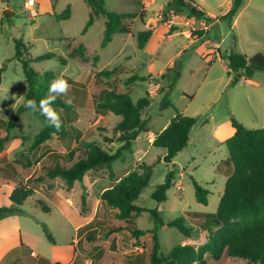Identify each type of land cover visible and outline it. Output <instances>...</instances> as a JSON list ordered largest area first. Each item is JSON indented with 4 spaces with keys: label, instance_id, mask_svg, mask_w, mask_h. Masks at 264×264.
Listing matches in <instances>:
<instances>
[{
    "label": "rangeland",
    "instance_id": "374dc122",
    "mask_svg": "<svg viewBox=\"0 0 264 264\" xmlns=\"http://www.w3.org/2000/svg\"><path fill=\"white\" fill-rule=\"evenodd\" d=\"M105 1L106 8L111 12L139 14L144 11L147 19L142 21L137 18L133 23L131 34H118L113 42L101 48L105 29L103 19L98 20L86 34L82 35L90 12L85 0H58L60 11L65 10V8L60 9L64 2L73 4V17L67 21H58L49 16L32 18L27 11H23L22 0H14L16 9L11 12L17 13L11 16L6 14L3 22L4 30L0 32V68L11 60L2 74L0 86V135L5 136L7 133L1 119L9 121L15 116L27 92L22 64L14 59L16 39H23L25 44L32 45L30 53L33 57L48 52L66 56L65 45L59 40L66 35L75 37L78 44L84 43L86 46L88 61L70 59L68 65H63L57 59H53L32 64L38 72H52L55 79L61 77L67 80L70 86L67 94L57 97H62L76 106V112L70 113L72 115L70 121L79 123L78 130L81 132L82 140L97 141L109 150H116L121 145L119 142L114 144L104 142L105 136L117 139L118 136L114 135L113 129L120 121V117L111 112L97 110V103L103 99L105 92L120 89L129 92L134 101L148 97L152 104L145 111L146 117H150L148 134L140 139L132 152H126L125 160L113 163L118 176H123L124 168L130 170L136 168L140 161L149 165L155 164L149 185L135 202L137 206L147 211L134 216L130 222L119 221L116 218L117 210L100 202L99 197L102 186L114 184L116 179L110 180V172L106 168L89 172L85 176V182L86 184L91 182L94 187L90 197L86 196L85 191L83 193L86 205L82 207V213L86 219L93 221L80 234L84 236L79 243L78 256L74 264H150L155 228L151 214L153 210L158 211L165 223L158 231L161 243L160 254L167 255L173 247L182 244H191L199 248L208 241V232L201 224L203 219L192 215L191 212L214 214L225 189L227 177L223 174L220 165L228 158L229 153L225 144L216 135V125L230 123L231 116H234L248 129L264 128V85L256 87L241 81L234 88L225 90L224 95L216 99L215 91L219 81L216 69L219 66L209 72L211 64L198 55L199 47L202 45V50L205 51L211 47L212 42L218 43L225 38L221 54L228 60L231 49L229 45L232 34H235L236 37L239 35L241 48L245 53L250 56L260 53L264 56V0H252L253 6L237 19V25L232 28L229 23L223 21L221 26H210L211 32L205 37H202L205 30H192V36L202 37L194 45L185 34L189 27L185 25L184 20L174 21L175 29L179 27V30L174 32L171 31L170 26L160 22L153 39L143 49L138 46V33L147 30L145 24L148 19H157L163 8L161 6H164L167 0ZM195 1L206 12L219 18L229 10L231 0ZM1 5L0 0V8ZM183 18L187 19L185 16ZM179 52L181 56L177 55ZM95 56L99 58L96 64L93 63ZM177 60L182 63V77L172 90H168V82L161 78L160 73L166 71L172 62ZM116 68H123L120 75L110 78L95 77L100 71ZM256 74V80L263 83L264 72L259 71ZM133 75L145 76L147 79L128 86L126 82ZM163 100L171 101L173 107L159 112L158 107ZM177 111L187 116L209 119L210 124L201 131L195 130L190 147L176 158L178 171L176 184L168 192L166 203L159 205L152 198V194L156 187L165 181L168 166L161 161L166 151L152 146L151 134L160 132L168 121L171 122ZM46 125L47 121L33 112L27 111L20 116L9 131L5 150L0 153V181L10 179L16 182L12 183L15 188H38L41 196H46L53 188L65 187L63 180L51 181L42 169L43 164L65 163L63 158L56 157L68 149L64 139L54 136L44 145L36 149L32 148L36 134ZM66 125L68 126V123ZM72 130L78 131L75 127ZM74 134L75 132H72L69 136L68 142L71 145L74 144ZM146 151L148 156L142 157ZM143 158L145 159L142 160ZM38 177H43L44 180L41 183L35 182L34 179ZM191 177L209 191L208 205L197 202ZM5 189L6 187L0 190L1 207L11 205ZM36 197L43 201L39 195ZM44 202L47 208L54 210L53 214H46L42 209V212L34 211L33 203L29 199L26 206L21 207L22 212L19 215L24 216L21 217L22 221H26L24 218L29 215L24 214V211H32L33 221L39 226H35L37 229L33 228L31 234L26 236L37 242L41 254L48 257L52 242L44 232V227L58 242H63L62 240L67 237L72 240L78 237L74 223L82 218L79 219L76 210L70 209L71 224L64 225L66 217L53 207L50 201ZM180 217L185 218L188 227L194 228L190 238L184 236L177 228L167 225L169 221ZM23 228L26 229L25 226ZM136 228L146 231V234L135 238L132 231ZM204 257L207 264H215L209 255ZM224 264L251 263L229 258Z\"/></svg>",
    "mask_w": 264,
    "mask_h": 264
},
{
    "label": "trees",
    "instance_id": "16d2710c",
    "mask_svg": "<svg viewBox=\"0 0 264 264\" xmlns=\"http://www.w3.org/2000/svg\"><path fill=\"white\" fill-rule=\"evenodd\" d=\"M92 9V14L83 30V34L102 18L105 20L104 37L101 48H105L117 34H131L132 26L136 18L142 21L145 18L144 11L141 13H123L111 12L106 8L105 0H86ZM246 0H232L231 9L219 17V20L231 24L244 7ZM161 22H169L173 17H183L187 19H204L212 22L211 17L207 15L204 9L195 0H168L161 11ZM70 17V9L66 8L61 14L57 15L58 20H66ZM176 27L171 26L174 32ZM204 31V30H203ZM154 34L153 29L144 30L138 33V46L145 48L150 38ZM30 44H25L23 40H15L14 59L22 64V71L27 85V92L22 105H20L15 116L6 121L1 119L5 125L7 133L0 135V153L5 150L9 138V131L19 120L20 116L27 111L33 112L36 116L45 119L39 111H32L26 106L27 100H35L37 105L41 98L48 93L51 82L55 79L52 72L40 73L36 71L32 64L44 60L57 59L63 65L67 64V58L58 55L55 52H48L33 58L30 53ZM70 58H79L88 61L86 58V48L79 45L69 55ZM98 56L93 58V63L98 62ZM229 68L232 79L228 90L234 88L244 77L251 79L256 72H264V56L260 53L253 56L241 54L237 50V37L232 34L231 49L229 54ZM8 60L0 68V86L2 84V74L6 71ZM123 68L114 70H103L96 73L95 77H106L120 75ZM182 74V63L177 60L165 73L161 75L163 80L168 82V90H172ZM147 78L139 75H133L126 84L131 86L136 81H144ZM152 106L148 97H143L134 102L129 92L113 89L105 92L104 97L97 103V110L108 111L120 117V121L113 129L114 137H104V142L108 144L121 143L116 149H106L97 141L82 140L81 132L73 131L72 126L66 124L71 119V112L76 110L73 103L62 97H56L52 107L59 114L62 122L61 128L57 131L54 127L47 125L39 131L34 139L32 148L36 149L44 145L52 137L66 139L72 132L75 135L77 146L66 155H56L59 159L65 160L64 165L43 164L42 169L46 172L45 176L49 179L60 178L68 187L75 182L83 184L84 177L90 171H97L106 168L109 170L110 180L114 179L113 163L125 159L126 152L133 151L134 142L141 134L148 133L145 111ZM173 107L171 101L163 100L158 111H164ZM46 120V119H45ZM198 117H191L176 112L175 117L170 124L160 133L156 134L152 146L162 148L166 153L162 157L168 166V172L165 181L158 185L152 194V198L163 205L168 199V192L175 186L178 175L177 166L174 159L183 152L190 142L192 129L198 124ZM207 120L202 121V125L207 124ZM230 122L235 128V134L226 140L225 145L229 152V158L225 161L229 167L228 179L225 183V189L221 196L217 211L214 214L192 215L203 219L201 224L208 232V241L199 248L191 244H182L173 247L167 255L160 254L161 243L158 237L159 228L164 226L162 218L157 210L151 211L155 221L153 229V249L150 256V264H207L204 256L209 255L215 264H224L229 258H236L248 261L251 264H264V128L248 129L240 123L234 116H231ZM1 133V131H0ZM79 155L78 158L75 156ZM155 164L149 165L140 162L136 168L130 170L128 174L120 178L114 185L106 188L100 202L106 204L109 208L117 210L116 218L122 222H130L134 216H139L147 211L135 204L144 189L149 185L154 171ZM195 189V197L198 203L208 205L209 191L204 189L197 180L192 178ZM35 182H42L43 177L34 179ZM33 194L32 188L17 187L10 195V206L0 207V221L10 216L19 215L21 207ZM86 205V198L82 195V207ZM47 210L46 207H43ZM169 227L179 230L184 236L190 238L194 228L186 225L183 217L173 219L167 223ZM48 239L54 243V238L49 230L44 227ZM135 238L146 234V231L138 228L132 231ZM89 239V238H88ZM39 264H50L41 262Z\"/></svg>",
    "mask_w": 264,
    "mask_h": 264
},
{
    "label": "crops",
    "instance_id": "0c3cea01",
    "mask_svg": "<svg viewBox=\"0 0 264 264\" xmlns=\"http://www.w3.org/2000/svg\"><path fill=\"white\" fill-rule=\"evenodd\" d=\"M36 1L38 2V10H39V15L37 17H32L30 12L25 9V6H24L25 0H22V3H21V5L23 6V11H25V12L27 11L30 14L29 16L32 17V18H38L39 16H49L50 18H54V19L58 20L57 19V15H59V14H61L63 12V11H60L59 8H58V0H36ZM252 2H253L252 0H246L244 7L238 12V14L235 16L233 22L230 24L231 28L234 27V25H237V19L239 17H241L245 12H247L253 6ZM85 3L87 4L86 0H85ZM1 4L2 5H1V8H0V14H1V16H0V32H3V30H4L3 22H4L6 14H7V16H11V15H15L17 12L16 11H12L11 12V10H15L16 9V5H15L14 0H1ZM72 6H73V4L69 3V2H64L61 5L60 9H64V8L66 9V8L69 7V9H70V17H69V19L58 20V21H67V20L72 19V17H73ZM164 6H161V7H164ZM231 7H232V0L229 1V10L231 9ZM89 8H90V6H89ZM162 9H161V11H162ZM161 11L158 14L157 19H148L146 24H145V27L147 28V30L148 29H153L154 30V34L150 38L149 42L153 39L154 35L156 34V30H157V28H158V26H159V24L161 22V15H160ZM228 11H225V13H227ZM206 13L213 20L211 23H208V21H206L204 19H200V20H196V19H190L189 20V19H186L185 20L183 17H173L172 20H170L169 22H165L163 24L164 25H168L170 27L171 26L176 27V25L173 24L176 19L184 20L185 21V25L187 27H189V30L186 31L185 34L190 39V43L194 45L197 42H199V40L202 37H205L208 33L211 32V27L210 26H214V25H220L221 26L222 25L223 21H220L216 15H214L212 13H209V12H206ZM91 14H92V9L90 8V12L88 14L89 15L88 16V20H89ZM146 15H145V18H144L143 21H145L147 19ZM100 19H102V18H100ZM100 19H98V20H100ZM88 20H87V22H88ZM87 22H86V24H87ZM96 22L94 23V25L96 24ZM94 25H92V26H94ZM197 25H199V26L196 27ZM195 29L205 30L204 35L202 37L192 36L191 32H192V30H195ZM88 30H87V32H88ZM177 30H179V27L175 31H177ZM82 35H84V34L82 33ZM116 36H118V34L113 37L111 42H113V40H114V38ZM224 39H222L218 43L212 42L211 43V47L208 50H205V51L202 50V46H203L202 45L201 47H199V53H198V55H201V57L208 64H211V66L209 67V72H211L214 67L219 66L216 69V71H217V73L219 75L218 76V80L219 81H218V84H217V89L215 91L216 99H218V97H220L221 95H224L223 92L228 89L229 83H230V81L232 79V74H230L231 70L229 68V59L228 60L224 59L222 54H221L222 43L225 41ZM21 40H23V39H21ZM59 40L62 41L64 43V45H65L66 56H63L60 53H57V54L67 58V64L66 65L69 64L68 60H70V59L79 60L81 62H84L83 60H81L79 58H70L69 57L70 53L75 48H77L81 44L84 45V43L78 44L76 42V38L75 37H71V36H68V35H66L64 37H60ZM148 43L146 44V46L148 45ZM30 46L32 48L31 44H30ZM229 47H231V44L229 45ZM85 48H86V46H85ZM237 50L241 54H246V55L250 56L249 54L245 53L242 50L241 41H240L239 35L237 37ZM184 51H185V49H184ZM229 54H230V52L228 53V58H229ZM177 55L181 56V53L179 52ZM33 58H36V57H33ZM175 62L173 61L171 66H169L167 68V70L170 67H172L175 64ZM219 62H221V63H219ZM166 71H162L160 74L162 75ZM192 72H194V71H192ZM256 73L249 80H246L243 77L239 81V83L241 81H245V82H247L250 85H253V86H256V87H261V85H264V81H263V83L257 81L256 80V76H257ZM141 77H145V76H141ZM181 77H182V75H181ZM145 78H147V77H145ZM75 82H77V81H75ZM134 102H137V101H134ZM75 112H76V110H75ZM182 114H184V113H182ZM198 118L200 119V121L192 129L191 135H190V142L188 144V147L185 150H187L190 147V145H191L193 132L195 130L201 131L203 128H205L206 126H208L210 124V120L209 119H206V118L201 119L200 117H198ZM205 119L208 122H207L206 125H202V121L205 120ZM149 121H150V117L148 116L147 126H148ZM78 124L79 123L73 122V121L68 122V126H73V127L76 128V130H78V128H79ZM169 124H170V121H168L162 127L160 132H162ZM235 131L236 130L232 126L231 122L230 123L228 122L227 124H219V125H216V127H215V132H216L217 137L224 144H225L227 139H229L230 137H232L235 134ZM160 132H158V133H160ZM158 133H152L151 134V143L153 142L156 134H158ZM77 134L78 133L74 134V136H73L74 144H72V145L68 142L70 137H67L66 139H64L65 145H66V147L68 149L64 153H59V154L66 155L69 151H71L72 149H74L77 146V141H76V138H75L76 137L75 135H77ZM144 135H146V134L145 133L141 134L140 137L134 142L133 149H134L135 145L140 141V139ZM147 152L148 151L144 152L142 157L145 156V158H146L148 156V154L146 155ZM165 153L166 152L163 153L162 157L164 156ZM78 156L79 155L77 154V156H75V158H78ZM162 157H161V159H162ZM145 158H143L142 160H144ZM176 158L174 159V163L176 162ZM228 158H229V156H228ZM226 160H223V162H221L220 167H222V172L228 179L229 167H227L226 164H225ZM140 162H142V161H140ZM222 164H223V166H222ZM113 172H114V175H115L114 179H116V181L114 182V184H115L120 178H122L123 176L128 174L130 172V169H128V168L125 169L124 168L122 170V172H123L122 175L123 176H118L117 172L114 170V168H113ZM57 179H60V178H56V179H53V180L50 179V180L51 181H55ZM12 183H16V182H14V181H12L10 179H4V180L0 181V190H2L3 188L6 187L5 190L7 191V195H8L9 198H10L11 193L15 189V187L12 186L13 185ZM114 184L110 183V184H106V185L102 186V188H101L102 190L99 193V197H101L103 191L106 188H108V187H110V186H112ZM93 187H94V185L91 182H89V184H86L85 177H84L83 184H81L79 182H75L73 186L68 187L66 185V183H65V187L62 186L60 188H53L52 190H49V192H48V194L46 196H44V195L41 196L38 193L39 192L38 188H32L33 189V194H32V196L30 198H28L26 200V202L23 204V207L26 206L27 201L30 199L32 201V203H33L32 206H33L34 211L42 212L41 211V209H42L44 213L50 215V214H53L54 210H50L49 208H47L46 203L44 202L45 200L46 201H50V203H52L53 207L58 209V211L60 213H62L63 216L66 217V220L64 221V225L66 223L68 226H69V224H71L70 209L76 210V214L78 215L79 219L82 218L80 221L74 223L75 232L78 233V237L76 239H72V240H70V238L67 237L66 239L62 240L63 242H58V240H54L55 242L52 243L51 247L49 248V256L48 257L44 256V255L41 254V250L39 248L38 243L34 242V240H31V239L28 238V236H26L28 234L30 235L31 231H33V228L37 229V227H35V226H39V225H37L33 221L32 217H34V214H32V211H29V212L24 211V214L29 215L28 217L25 216L24 220H26V221H22L21 220V217H24L22 215L10 216V217L5 218V219L0 221V264H39L40 261L44 262V263H50V264H74V262L76 261L77 256H78L79 243H80V241L82 240V238L84 236V235H80V234L82 233L84 228L86 226H88L89 224H91V222L93 221V220L91 221L89 219H86L84 214L82 213V195H83V193L85 191L86 196L90 197V193L92 192V190H93L92 188ZM4 195H5V193H4ZM37 195L42 197V200H43L42 202L39 200L40 198L36 197ZM43 207H46L47 210H44ZM193 213L203 214V213H200V212H193ZM37 221H41V220H37ZM23 225L26 227L27 230L23 228L24 227ZM38 228H40V227H38ZM63 230H64V227H63ZM28 231H30V232H28Z\"/></svg>",
    "mask_w": 264,
    "mask_h": 264
},
{
    "label": "clouds",
    "instance_id": "9594fccd",
    "mask_svg": "<svg viewBox=\"0 0 264 264\" xmlns=\"http://www.w3.org/2000/svg\"><path fill=\"white\" fill-rule=\"evenodd\" d=\"M34 0H28V3H33ZM67 80L57 77L54 79L48 88V93L45 97L41 98L39 104L35 100H27L26 106L32 111H39L42 116L45 117L48 126L54 127L57 131L60 130L62 122L59 114L52 107L57 96L66 95L69 89Z\"/></svg>",
    "mask_w": 264,
    "mask_h": 264
},
{
    "label": "built area",
    "instance_id": "2783aa9c",
    "mask_svg": "<svg viewBox=\"0 0 264 264\" xmlns=\"http://www.w3.org/2000/svg\"><path fill=\"white\" fill-rule=\"evenodd\" d=\"M24 6L25 9L30 12L32 17H37L39 15L38 2L36 0H34V2L31 4L28 3V0H25Z\"/></svg>",
    "mask_w": 264,
    "mask_h": 264
},
{
    "label": "water",
    "instance_id": "95a60500",
    "mask_svg": "<svg viewBox=\"0 0 264 264\" xmlns=\"http://www.w3.org/2000/svg\"><path fill=\"white\" fill-rule=\"evenodd\" d=\"M231 63V61L229 60V64Z\"/></svg>",
    "mask_w": 264,
    "mask_h": 264
}]
</instances>
